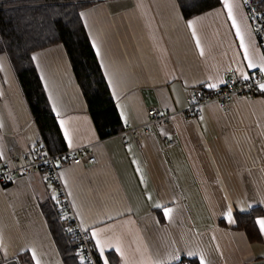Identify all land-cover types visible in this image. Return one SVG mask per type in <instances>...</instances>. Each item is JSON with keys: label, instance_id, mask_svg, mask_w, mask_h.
<instances>
[{"label": "crops", "instance_id": "obj_1", "mask_svg": "<svg viewBox=\"0 0 264 264\" xmlns=\"http://www.w3.org/2000/svg\"><path fill=\"white\" fill-rule=\"evenodd\" d=\"M229 3L259 66L264 56L243 0ZM82 12L124 131L100 139L62 44L33 54L52 110L63 121L61 133L70 138L69 143L64 137L67 149L89 147L97 159L95 165L59 170L76 222L89 235L95 228L119 244L123 257L114 249L106 252L112 264L115 255L119 264H174L175 250L199 264L201 257L205 264L264 259V234L250 242L235 217L241 208L248 209L241 213L264 209V96L237 97L227 109L208 103L193 118L179 114L188 106L189 88L208 83L220 88L241 72H259L247 68L223 0L189 19L177 0H95ZM152 105L172 113L171 120L150 123ZM41 141L2 53L0 165L13 166V153L35 152ZM53 190L58 194L44 172L9 185L0 181L2 261L16 258L21 264L23 254L32 260L35 252L40 264H64L41 209ZM164 207L171 209L167 217ZM229 207L233 222L225 215Z\"/></svg>", "mask_w": 264, "mask_h": 264}, {"label": "trees", "instance_id": "obj_2", "mask_svg": "<svg viewBox=\"0 0 264 264\" xmlns=\"http://www.w3.org/2000/svg\"><path fill=\"white\" fill-rule=\"evenodd\" d=\"M94 1L0 0V54L7 55L38 127L41 140L51 154L63 152L67 147L32 57L36 51L56 44H62L66 49L100 139L124 131L122 118L97 54L83 21L77 15ZM177 1L186 19L221 5V0ZM259 1L264 8V0ZM53 11L60 13L63 18L55 27H50L49 21ZM58 200L59 203L56 204L48 198L41 203V209L64 264H79V259L74 258L78 251L77 240L67 231L71 228V222L61 206L59 196ZM62 215L68 218L62 220L60 218ZM263 216V208H253L245 213L237 212L236 228L245 231L250 242H259L262 238L253 225V220ZM21 264H32L28 254L22 255ZM114 264H119L116 255ZM183 264L199 262L197 259L183 258Z\"/></svg>", "mask_w": 264, "mask_h": 264}, {"label": "built area", "instance_id": "obj_3", "mask_svg": "<svg viewBox=\"0 0 264 264\" xmlns=\"http://www.w3.org/2000/svg\"><path fill=\"white\" fill-rule=\"evenodd\" d=\"M243 3L254 26L258 44L264 56V8L261 7L259 0H243ZM251 77L253 79L247 82L240 76L232 77L226 85L216 89H209L206 85L189 88L186 92L188 106L179 112V114L187 118H193L198 116L201 107L208 103L215 102L220 108L227 109L237 97L256 98L264 96V92H261L256 87L257 83L264 82V78H261V73L256 72ZM147 115L150 123L157 125L165 124L173 117V114L169 111H165L161 107L154 105L148 108ZM174 143L175 140L169 141L170 145ZM57 161H59V167H57ZM11 162L13 166L8 163L0 165V181L3 184L9 185L20 176H31L38 172L46 173L49 182H51L58 192V196L62 202L61 206L69 216L71 229H73L71 234L77 240L78 250L83 246L86 249V252L83 254L87 256L88 253H91L93 242L91 240H84L85 233L88 235L89 233L80 227L73 217L70 203L59 177L60 168L68 164L95 165L97 159L91 149L89 147H80L74 150L67 149L58 154H51L44 142L41 141L35 152L25 153L21 156L13 153L11 155ZM88 258L91 259L90 256ZM2 262L0 259V264Z\"/></svg>", "mask_w": 264, "mask_h": 264}, {"label": "snow or ice", "instance_id": "obj_4", "mask_svg": "<svg viewBox=\"0 0 264 264\" xmlns=\"http://www.w3.org/2000/svg\"><path fill=\"white\" fill-rule=\"evenodd\" d=\"M223 7L227 10V17L232 22L231 27L235 29L236 36L240 40L239 46L241 49H243V59L245 61H247V65H246L247 68L253 69V70L258 68L259 72L261 73V78H264V60H262V62L258 66L255 62H253L252 58L249 56L248 47L244 42V35L241 31L240 25L236 22V18H235L234 12H233V5L229 3V0H223ZM64 15H67V13H64ZM77 15L80 17L81 20L84 19V13L83 12L77 13ZM62 18L63 17L60 15V13L53 11L52 18L49 21L50 27H55L60 22V20ZM188 26L189 27L192 26L191 20L188 21ZM193 35H195V33H193ZM197 47H199V42H197ZM97 55H99L98 50H97ZM32 59L35 60V56H33ZM105 75H107V74L105 73ZM240 76L246 82L253 79V77H251L249 74H247L245 72H241ZM220 83H224V82L221 81ZM218 86H219L218 83H208L207 84V87L209 89H216ZM256 87L261 92H264V82L257 83ZM59 123H60V126L63 128V121H60ZM64 137L70 143V138L68 137V134L66 131L64 133ZM2 156H3V154L0 153V158H2ZM134 163H135V161H134ZM57 167H59V161H57ZM49 187H51V185H49ZM50 198L56 204L59 203L58 194L55 192V190H53V194L51 195ZM156 207L160 208L162 206L156 205ZM251 207H252V205H249V209ZM247 210L248 209H243V208L239 209V211H241V212H244ZM170 211H171V209H169L167 207L163 208V213H164L165 217L168 216ZM225 215L227 216V218L229 219L230 222H233L232 221V209L230 207L228 208ZM60 218L63 220V219H67L68 217L62 215ZM253 225L258 229V231L261 234H264V217H256L253 220ZM67 231L71 232V231H73V229L69 228ZM84 240H91L93 242L92 243V252L88 253L86 256L85 254H83L86 252V249L83 248V246H81L79 248V250L75 253V257H74V258L79 259V264H112V261L110 260L109 256L106 255V252L109 250H113V249L115 250L116 253H119L121 255V257H123V253L119 247V244H116L114 246L111 241L103 239L101 233L98 232L95 228L91 229L90 236L87 233H85ZM186 255L191 257V256H194L196 254L193 252H187ZM89 256L91 257V259L88 258ZM183 258H184L183 250H175L173 252V254L171 255V261L174 262V264H183ZM32 260L34 261V264H40V260L36 257L35 252L32 253ZM155 264H163V262L162 261H156ZM200 264H205L203 257L200 258Z\"/></svg>", "mask_w": 264, "mask_h": 264}, {"label": "water", "instance_id": "obj_5", "mask_svg": "<svg viewBox=\"0 0 264 264\" xmlns=\"http://www.w3.org/2000/svg\"><path fill=\"white\" fill-rule=\"evenodd\" d=\"M1 264H19L18 260L16 258L3 261ZM249 264H264V259L257 260L255 262L249 263Z\"/></svg>", "mask_w": 264, "mask_h": 264}, {"label": "rangeland", "instance_id": "obj_6", "mask_svg": "<svg viewBox=\"0 0 264 264\" xmlns=\"http://www.w3.org/2000/svg\"><path fill=\"white\" fill-rule=\"evenodd\" d=\"M17 78V77H16Z\"/></svg>", "mask_w": 264, "mask_h": 264}]
</instances>
